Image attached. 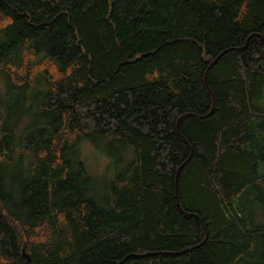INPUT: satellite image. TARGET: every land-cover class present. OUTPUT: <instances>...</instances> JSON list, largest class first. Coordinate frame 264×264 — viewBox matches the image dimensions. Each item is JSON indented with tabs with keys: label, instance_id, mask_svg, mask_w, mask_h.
<instances>
[{
	"label": "trees",
	"instance_id": "trees-1",
	"mask_svg": "<svg viewBox=\"0 0 264 264\" xmlns=\"http://www.w3.org/2000/svg\"><path fill=\"white\" fill-rule=\"evenodd\" d=\"M262 166L264 0H0V264H264Z\"/></svg>",
	"mask_w": 264,
	"mask_h": 264
},
{
	"label": "rangeland",
	"instance_id": "rangeland-1",
	"mask_svg": "<svg viewBox=\"0 0 264 264\" xmlns=\"http://www.w3.org/2000/svg\"><path fill=\"white\" fill-rule=\"evenodd\" d=\"M20 120H26L25 124L28 125L41 121L35 115L15 113L11 118V124L15 126ZM16 139L19 141L20 136H16ZM80 152L87 173L96 181L98 194L110 178L124 172L135 158V152L118 141L105 143L86 139L80 144ZM254 221L256 224H264V206L260 204L254 206Z\"/></svg>",
	"mask_w": 264,
	"mask_h": 264
},
{
	"label": "water",
	"instance_id": "water-1",
	"mask_svg": "<svg viewBox=\"0 0 264 264\" xmlns=\"http://www.w3.org/2000/svg\"><path fill=\"white\" fill-rule=\"evenodd\" d=\"M28 258H30V257L28 256Z\"/></svg>",
	"mask_w": 264,
	"mask_h": 264
}]
</instances>
